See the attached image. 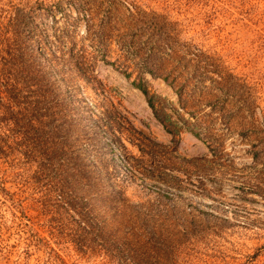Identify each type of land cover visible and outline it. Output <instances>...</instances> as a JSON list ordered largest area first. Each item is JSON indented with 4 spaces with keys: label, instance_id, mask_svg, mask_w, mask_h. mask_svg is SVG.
I'll return each mask as SVG.
<instances>
[{
    "label": "rangeland",
    "instance_id": "1",
    "mask_svg": "<svg viewBox=\"0 0 264 264\" xmlns=\"http://www.w3.org/2000/svg\"><path fill=\"white\" fill-rule=\"evenodd\" d=\"M0 84V264H264V0H0Z\"/></svg>",
    "mask_w": 264,
    "mask_h": 264
},
{
    "label": "trees",
    "instance_id": "2",
    "mask_svg": "<svg viewBox=\"0 0 264 264\" xmlns=\"http://www.w3.org/2000/svg\"><path fill=\"white\" fill-rule=\"evenodd\" d=\"M131 15H132L133 18L142 19V21L145 22V23H146V21L148 19L151 18L150 14L140 10L137 5H134V10L131 13ZM152 21H155V19L152 18ZM87 33H88V37L90 39H92L94 42L102 40V37H103L102 35H100V34L99 35H92V34L89 33V26L87 28ZM151 72H153V71H151ZM125 74H126L127 77H129L128 73L125 72ZM136 86L143 92V94L147 98L149 106L153 109L154 115L157 118V120H159L163 124L164 128L169 133H171L173 135H176L178 131H176L175 129H173L171 127L175 123L170 120V117L167 114L163 113V115H162L163 108L160 105V103L157 102L158 96H156L154 94H151V92L147 88H145L143 85H141V84H137ZM1 87H2V85L0 84V88ZM178 92H180V91H178ZM179 95H180V100H182V93L180 92Z\"/></svg>",
    "mask_w": 264,
    "mask_h": 264
}]
</instances>
